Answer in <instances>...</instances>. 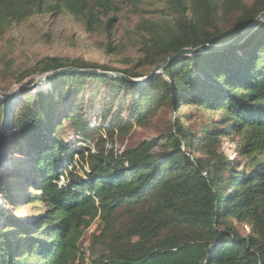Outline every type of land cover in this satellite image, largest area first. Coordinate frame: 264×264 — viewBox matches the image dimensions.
I'll return each instance as SVG.
<instances>
[{"label": "trees", "instance_id": "obj_1", "mask_svg": "<svg viewBox=\"0 0 264 264\" xmlns=\"http://www.w3.org/2000/svg\"><path fill=\"white\" fill-rule=\"evenodd\" d=\"M123 12L136 20L125 32L138 53L132 66L46 56L16 75L32 84L71 66L144 81L90 75L97 94L111 81L98 97L87 93V76L63 74L14 99L7 144L32 165L2 172L11 208L0 210V264L81 261L95 219L91 264H264V21L236 44L148 77L183 48L239 36L264 0H0V38L37 15L72 16L120 52L124 41L112 45L111 36ZM162 108V131L118 144ZM6 110L0 100V124ZM25 204L38 205L35 219H15Z\"/></svg>", "mask_w": 264, "mask_h": 264}, {"label": "rangeland", "instance_id": "obj_2", "mask_svg": "<svg viewBox=\"0 0 264 264\" xmlns=\"http://www.w3.org/2000/svg\"><path fill=\"white\" fill-rule=\"evenodd\" d=\"M135 18L126 12L120 13L117 21L114 24L112 32V45H121L124 41L125 46L121 47L120 52H107L108 38L104 33H88L84 30L81 21L72 16H56L37 15L30 18L23 24L12 26L0 38V96L11 95V101L6 106L10 108L14 99H18L24 92L34 93L38 90H46L51 86L50 79L39 85L31 86L26 82L30 79L25 78L23 81H17V73L23 69L33 66L39 59L46 56H56L61 58L76 59L105 65L112 69H124L133 65V60L138 56V53L131 47L125 38V32L129 30L135 23ZM12 68H10V67ZM11 69L10 71L9 68ZM84 80L86 82L87 93H91L100 97L111 86V81L101 88L97 94L96 85L92 83L90 75ZM37 77V76H36ZM123 91V90H122ZM169 112L166 108L158 110L155 116L145 125L138 127L124 138L118 139V144L124 146L130 142H136L141 139L151 138L165 128ZM8 114L4 116L5 120V138L4 147L0 155V184L3 182V174L22 171L24 167H28L31 159L27 156L15 152L9 147L11 137L8 135ZM2 130V129H1ZM0 130V131H1ZM9 141V142H8ZM8 142V144H7ZM117 144V145H118ZM234 144L226 142L225 150L229 156L234 155ZM9 175V174H8ZM10 206L0 195V210L2 212H10ZM37 207L23 205L19 210L13 212L15 219L19 221H30L36 218L35 213ZM100 225V220L95 219L89 228L84 230L80 241V250L83 255V260H76L74 264H86L92 258L94 252H98L99 248L95 246L93 235ZM10 225L9 227H13ZM248 230L247 226L243 227ZM15 230V229H14Z\"/></svg>", "mask_w": 264, "mask_h": 264}, {"label": "water", "instance_id": "obj_3", "mask_svg": "<svg viewBox=\"0 0 264 264\" xmlns=\"http://www.w3.org/2000/svg\"><path fill=\"white\" fill-rule=\"evenodd\" d=\"M264 21V12L258 15V17L254 20V22L245 29L239 36L234 37L233 39L229 40L228 42H225L223 44H217V45H211V44H205L201 45L195 48H183L179 50L177 53H175L172 56H169L166 58L163 62L153 67V69L150 72V76L158 73L160 70H162L167 65L171 64L175 60L182 58L184 56L188 55H196L200 53H211L217 50H221L225 47H228L230 45L236 44L239 40H241L250 30H252L256 25L262 23ZM63 74H81V75H103L109 78H120L127 81H132L134 83H142L144 79H131L127 76H124L122 73L118 72H112V71H100L98 69H91V68H74V67H64L60 69H56L53 71L46 72L44 74L39 75L31 84V86L39 85L45 81H48L51 78H54L58 75ZM0 100L7 106L11 101V95L7 97L0 96ZM8 114V107L7 110L4 113V116L7 117ZM5 120H2V123L0 124V152L4 147V138H5V132L7 129L3 126L5 124Z\"/></svg>", "mask_w": 264, "mask_h": 264}, {"label": "built area", "instance_id": "obj_4", "mask_svg": "<svg viewBox=\"0 0 264 264\" xmlns=\"http://www.w3.org/2000/svg\"><path fill=\"white\" fill-rule=\"evenodd\" d=\"M89 227H90V225H89L87 228H89ZM88 263H89V262L86 261V264H88ZM90 264H91V263H90Z\"/></svg>", "mask_w": 264, "mask_h": 264}, {"label": "bare ground", "instance_id": "obj_5", "mask_svg": "<svg viewBox=\"0 0 264 264\" xmlns=\"http://www.w3.org/2000/svg\"><path fill=\"white\" fill-rule=\"evenodd\" d=\"M0 155H2V154L0 153Z\"/></svg>", "mask_w": 264, "mask_h": 264}]
</instances>
